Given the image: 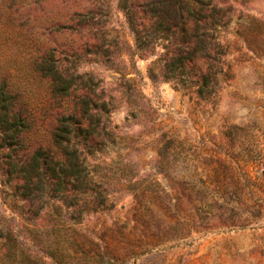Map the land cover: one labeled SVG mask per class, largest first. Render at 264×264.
<instances>
[{
    "label": "rangeland",
    "instance_id": "obj_1",
    "mask_svg": "<svg viewBox=\"0 0 264 264\" xmlns=\"http://www.w3.org/2000/svg\"><path fill=\"white\" fill-rule=\"evenodd\" d=\"M107 1V42L118 38L127 60L133 35L119 0ZM216 1L224 23L212 59H196L179 85L149 76L157 61L163 70L164 41L134 56L138 75L94 62L93 41L79 32L87 0H0V85L43 120L51 103L72 99L54 97L37 64L48 71L52 56L68 53L82 75L71 92L106 100L116 132L91 160L113 207L57 229L47 214L22 218L1 195V229L36 257L19 263L13 241L0 239V264H264V0ZM92 74L101 81L85 87Z\"/></svg>",
    "mask_w": 264,
    "mask_h": 264
},
{
    "label": "trees",
    "instance_id": "obj_2",
    "mask_svg": "<svg viewBox=\"0 0 264 264\" xmlns=\"http://www.w3.org/2000/svg\"><path fill=\"white\" fill-rule=\"evenodd\" d=\"M87 1L91 5L79 13V32L93 41L94 62L123 74L132 71L138 75L134 56L154 54L160 41H164L163 70L156 71L157 61L149 69V76L157 80L162 75L179 85L189 81L191 64L196 59H212L211 44L224 23V8L216 0H119L133 35V47L125 50V60L118 54V38L109 42L106 39L109 10L104 7H109L108 1ZM65 56L64 60L52 56L49 72L42 63L37 64L49 79L52 95L58 100L72 99V104H60V108L55 101L51 103L43 120L36 106L5 84L0 85V197H11L10 208L24 214L22 218L35 220L47 214L54 218L57 229L61 223H81L87 215L113 207L107 187L91 169L96 153L105 151L107 144L115 141L109 103L91 102L71 92L80 89L77 81L82 78L78 73L81 64L70 62L68 53ZM159 60L162 62V58ZM212 67L210 63L209 68ZM95 78L92 74L84 86L101 81L95 83ZM137 79L131 82L136 83ZM8 229L4 233L0 225V239L6 240L3 246L9 244L8 240L13 241L15 259L23 263L19 256L23 255L24 260L36 257L16 248L18 237ZM39 249L48 251L47 246ZM49 255L56 260L54 252Z\"/></svg>",
    "mask_w": 264,
    "mask_h": 264
}]
</instances>
